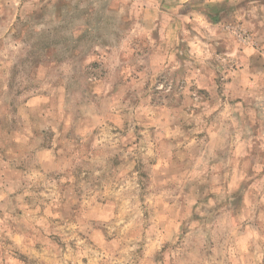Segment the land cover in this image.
I'll return each mask as SVG.
<instances>
[{"label":"clouds","instance_id":"obj_1","mask_svg":"<svg viewBox=\"0 0 264 264\" xmlns=\"http://www.w3.org/2000/svg\"><path fill=\"white\" fill-rule=\"evenodd\" d=\"M0 264H264V0H0Z\"/></svg>","mask_w":264,"mask_h":264}]
</instances>
